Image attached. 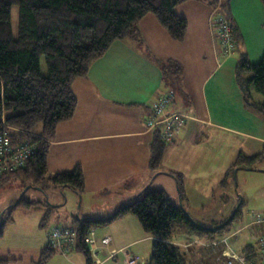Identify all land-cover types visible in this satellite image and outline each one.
<instances>
[{"label":"crops","instance_id":"crops-1","mask_svg":"<svg viewBox=\"0 0 264 264\" xmlns=\"http://www.w3.org/2000/svg\"><path fill=\"white\" fill-rule=\"evenodd\" d=\"M228 1L186 0L178 5L176 12L187 17L189 25L184 40H174L157 15L147 14L138 23L140 42L117 39L104 56L92 63L87 76L74 82L79 100L76 113L59 123L50 143L48 163L53 174L82 166L86 188L82 195L77 193L79 198L94 197L102 203L124 191V196L117 198L115 211L146 186L155 187L159 177H171L172 191L179 200L175 203L184 205L197 219L195 215L204 213L225 191L221 180L238 153L262 151L264 115L247 106L237 80L240 52L223 54L213 21L217 13L224 11V5L229 8L243 35V51L257 63L264 55V5L262 0ZM158 60L182 64V91H178L169 111L185 112L190 119L176 143L168 145L161 168L154 170L149 164L156 132L149 129L146 117L154 99L171 88ZM169 171L182 174L185 199ZM158 187L168 192L164 185ZM112 189L119 191L106 195ZM198 219L202 222L204 218ZM96 231L99 239L102 235L112 237L111 248L127 250L139 264L147 263L144 248L153 243L154 237L144 230L137 215L128 213ZM192 235H196L194 241H172L182 248L196 241L207 244L198 234ZM149 238L153 241L147 243ZM80 253L77 249L57 253L49 264H87L85 254L82 252V257ZM119 255L126 264L127 254L122 251L115 258H105L103 264H123ZM37 261L31 260L32 264Z\"/></svg>","mask_w":264,"mask_h":264},{"label":"trees","instance_id":"trees-1","mask_svg":"<svg viewBox=\"0 0 264 264\" xmlns=\"http://www.w3.org/2000/svg\"><path fill=\"white\" fill-rule=\"evenodd\" d=\"M185 1L0 0V135L9 134L12 148L25 145L33 149L24 165L0 175V189L14 181H22L25 186H38L42 190L51 186L69 187L79 195L84 193L85 172L80 164L69 170L48 174L50 143L56 137L59 123L73 118L79 103L74 82L87 76L92 63L104 56L117 39L140 42L138 23L147 14L157 15L174 40H184L188 20L176 12V7ZM262 2L264 5V0ZM14 5L19 6L17 34L12 19ZM223 9L215 18L222 15L230 23L234 52H240L237 80L243 88L245 102L264 115V103L255 101L249 91V87L254 86L258 93L264 95V55L257 63L251 61L247 51H243V35L229 8L224 5ZM219 41L222 46L220 38ZM43 58L47 64L46 75L42 71ZM158 61L168 84L178 95V91H182V64L173 60ZM246 72L249 75L245 80ZM175 141L165 142L158 132L155 133L149 164L152 169L161 168L168 145ZM7 157L12 158L13 153ZM262 160L264 148L260 153L250 155L240 151L221 180L220 186L225 190L222 193L225 195L231 190L233 181L234 190L238 192L236 173L239 169H258V163ZM169 173L177 179L178 188L185 199L182 174ZM38 203L22 196L10 207L11 211L20 207L31 209ZM243 204L244 198L239 197L229 217L204 223L193 218L184 205L176 204L165 189L148 185L135 198L124 201L110 216H77L78 231L75 230V234L79 244L76 249L84 252L87 264H96L85 241L90 230L106 227L114 220L133 213L138 216L144 230L154 237L152 260L145 264H185L184 248L172 241L174 222L186 225L191 234L211 238L227 230L232 220L241 213ZM53 211L51 207L47 209L43 224L51 219ZM5 223L3 220L0 236ZM59 252L63 251L49 241L35 264H49ZM9 262L10 259L0 257V264Z\"/></svg>","mask_w":264,"mask_h":264},{"label":"rangeland","instance_id":"rangeland-1","mask_svg":"<svg viewBox=\"0 0 264 264\" xmlns=\"http://www.w3.org/2000/svg\"><path fill=\"white\" fill-rule=\"evenodd\" d=\"M12 16L14 32L17 34L19 27L18 5L13 6ZM42 71L45 75L47 74V64L44 58L42 59ZM247 76L246 72V74H244L245 80ZM249 91L255 101L264 103V95L260 92L258 93L254 86H250ZM53 172V169H50L48 174L52 175ZM236 174L235 183L238 192H235L236 189L234 190V181L231 182V190L225 192V195L220 192L217 199L213 200L214 204L204 213L200 215L196 214L195 217L198 219L203 216L204 219L201 220L204 223L225 219L232 213L238 203L239 197L242 196L244 198V204L241 207V213L232 220L227 230L218 232L211 238L209 236L202 237V241H220L223 248L231 247L234 251L240 252L246 245L252 244L260 231L264 232V224L249 225L255 215H264V160L258 163V169H239ZM171 179V177H159L158 180L154 182V186L158 187L164 185L172 195V200H175V202L179 204L177 194L172 191L173 188L170 185L171 181H173ZM25 185L26 184L22 181H14L0 189V228L3 220L6 222L3 234L0 236V257L10 259L8 264H29L27 263L28 261L32 264L31 260L35 259L37 261L42 251L47 246L49 240L47 241L46 239H49L48 233L52 227L64 224L74 231H78L76 225L77 216L89 218L90 216H98L102 213L111 214L115 209L116 203H118L117 198L124 196L123 191L118 193V197L112 196L110 201L105 199L104 202L100 203L99 200L93 199L94 197L82 200L79 198L80 196L69 187L62 188L51 186L46 190H42L38 186L30 187L29 185ZM116 191L119 190L112 189L111 192H107L106 195L110 196L116 193ZM136 193L137 192L132 193L131 195H135ZM22 196L27 200H37L39 203L36 207L31 209L20 207L11 211L10 206L16 199ZM126 198L124 197V200H126ZM131 199L132 198L128 200ZM49 207L54 211L51 214V219L43 224L44 214ZM10 217H12L13 220H9ZM198 221L200 220L198 219ZM174 223L172 239L176 243L194 241L196 235L193 236L190 234L186 225ZM232 232H238V238L236 240L230 239L226 241V237ZM150 240L153 241V239L149 238L147 243H149ZM203 243L196 241L189 247L184 246L185 264H228V258L223 256L221 251L218 253H211L206 243ZM152 245L153 243H149L147 246L148 248H144L143 257L146 259L147 263H150L152 260ZM146 250L147 252H145ZM82 252L83 251H81L79 256L83 257L84 252ZM138 255L141 256L142 254ZM118 260L120 263L124 264L122 255L118 256Z\"/></svg>","mask_w":264,"mask_h":264},{"label":"built area","instance_id":"built-area-1","mask_svg":"<svg viewBox=\"0 0 264 264\" xmlns=\"http://www.w3.org/2000/svg\"><path fill=\"white\" fill-rule=\"evenodd\" d=\"M214 22L216 26V35L219 36L223 54L225 56L232 55L235 49L233 40L230 35V23L224 16L218 17ZM177 92L170 88L165 95H159L150 104V111L146 117L147 125L150 130L158 132L160 138L165 142L176 140L180 131L187 124L190 119L185 112H170L169 107L177 99ZM33 152L32 148L25 145L12 148L11 140L8 133L0 135V175L14 168L24 165L26 159ZM13 153V157H7ZM264 224V215H255L249 225ZM48 233L49 241L57 245L65 254L76 249L79 244L76 238L75 231L64 225H55ZM96 228H92L90 233L85 237V241L89 250L92 252L96 264H103V260L115 258L119 252H124L126 255V264H138V260L134 255L127 253V250H118L111 248L112 237L109 235H102L101 239L97 238ZM238 232H232L226 237L227 240H236ZM193 243H187L185 246L189 247ZM208 250L211 253L222 252V255L227 257L228 264H264V232L257 236L253 243L246 245L242 251L236 252L231 247H224L221 242L216 240H208Z\"/></svg>","mask_w":264,"mask_h":264},{"label":"water","instance_id":"water-1","mask_svg":"<svg viewBox=\"0 0 264 264\" xmlns=\"http://www.w3.org/2000/svg\"><path fill=\"white\" fill-rule=\"evenodd\" d=\"M240 197H242V196H240Z\"/></svg>","mask_w":264,"mask_h":264}]
</instances>
